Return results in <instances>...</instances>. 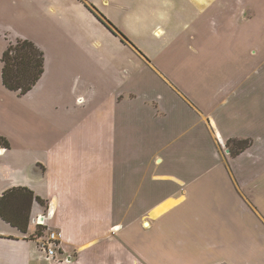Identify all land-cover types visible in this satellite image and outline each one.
I'll return each instance as SVG.
<instances>
[{"label":"crops","instance_id":"0c3cea01","mask_svg":"<svg viewBox=\"0 0 264 264\" xmlns=\"http://www.w3.org/2000/svg\"><path fill=\"white\" fill-rule=\"evenodd\" d=\"M72 1L0 0V17L51 32L54 22V28L69 23ZM81 1L106 30L111 23L125 35L121 28L134 19V4L122 20L116 2L101 0L110 18L97 2ZM234 2L240 13L224 14V30L185 34L184 46L161 29L135 38L126 33L124 50L140 66L135 76L147 70L155 80L132 74L115 94L83 104L84 110L95 102L80 118V146L70 144L69 132L42 143L36 129L0 116V135L10 143L0 148V197L26 188L43 201L32 202L25 234L0 218V264H264V32L261 8L254 6L257 16L247 21L244 0ZM11 30L15 38L5 36L13 42L28 37ZM163 38L173 41L167 49L197 59L215 52L224 63L211 59L197 80L186 81L156 63L174 54H159ZM233 140L251 145L234 156ZM41 216L45 226L38 229ZM51 231L60 236L54 257L39 246Z\"/></svg>","mask_w":264,"mask_h":264},{"label":"rangeland","instance_id":"374dc122","mask_svg":"<svg viewBox=\"0 0 264 264\" xmlns=\"http://www.w3.org/2000/svg\"><path fill=\"white\" fill-rule=\"evenodd\" d=\"M74 1L70 2V7L67 9L69 23L54 28V22L51 32L47 28L45 32L37 33L25 25H18L0 17V116L8 123L15 122L23 130L36 129L39 137L42 138V143H54L69 132L68 141L74 147L80 146V118L93 110L95 102L86 106L84 110L83 104L86 105L93 97L99 99V97L115 94L119 83L125 79H131L132 74L134 80L143 78L152 82L155 80L154 75L147 70L135 76L137 73L135 69H140V66L134 67L133 65L138 61L133 59L131 63L128 52L124 50L126 33L129 37L135 38L151 35L155 29H161L167 34L166 37L171 35L180 37L174 42L184 46L185 41L182 37L185 34L219 33L224 30L221 20L224 14L240 13L232 10L235 7V0H218L212 6L204 7L199 6L204 5L202 1L206 3V0H197V4L193 0H135L134 3L132 0H111L119 4L123 10L124 14L120 17L122 20L125 19V9H128L127 7L131 4L135 5L130 14L134 19L128 21L126 26H123L124 29L121 28L124 33L126 32L125 35L110 22L106 25L108 31L117 33L119 38L115 39L112 33L98 23L103 19L96 13L97 11L88 12L81 0L80 3L77 0ZM91 1L97 2L102 12L111 18L112 15L110 16L108 9L100 5L101 0ZM227 2L231 3L230 7L224 5ZM254 6L261 8L262 21L259 23L258 31L263 33L264 5L261 0H244L241 16L247 21H250L253 16L256 17L257 12ZM11 27L25 32L28 36L25 39L37 45L44 53L43 81L33 92L22 96L6 90L1 80V57L8 43L13 42L5 34L9 33L11 38H15ZM96 40L101 41L99 48L94 44ZM108 41H111L109 45ZM159 42V46L162 43L165 44L160 46L162 49L159 54L162 55L165 51L174 52V54L163 56L162 60H157L156 63L167 69H173L175 76L183 75L184 80L189 82L197 80L196 76L201 73L204 65H210L211 59L213 65L224 63L220 58L216 59L212 56L215 52L201 55L202 57L198 58L199 61L197 56L184 54L185 50L177 48L171 50V47L167 49L173 41L163 38ZM157 58L159 57L154 56L152 59ZM171 74L173 75L172 70ZM114 82L115 87H113ZM29 113L34 115L30 120L27 116ZM248 144L251 145L249 142ZM220 156L222 158L226 156L223 150L220 151ZM34 229L33 225L31 232L35 231ZM40 238L43 240L44 237ZM40 249L44 252L41 247Z\"/></svg>","mask_w":264,"mask_h":264},{"label":"trees","instance_id":"16d2710c","mask_svg":"<svg viewBox=\"0 0 264 264\" xmlns=\"http://www.w3.org/2000/svg\"><path fill=\"white\" fill-rule=\"evenodd\" d=\"M44 62V53L34 43L23 39L9 42L1 57L3 87L19 96L27 94L44 74ZM229 144L232 145L230 151L233 155L239 154L249 146L246 141L233 140ZM0 148L10 149L9 141L2 136H0ZM34 200L43 205V201L34 197L32 192L26 188L6 191L0 197V218L25 234L29 222L30 206ZM40 232L41 230L37 236Z\"/></svg>","mask_w":264,"mask_h":264},{"label":"built area","instance_id":"2783aa9c","mask_svg":"<svg viewBox=\"0 0 264 264\" xmlns=\"http://www.w3.org/2000/svg\"><path fill=\"white\" fill-rule=\"evenodd\" d=\"M44 216H41L40 218L35 219V225L37 228L44 227ZM40 239V247L45 251L48 257H54L58 248V242L60 240V236L56 232H48L46 233V236Z\"/></svg>","mask_w":264,"mask_h":264}]
</instances>
